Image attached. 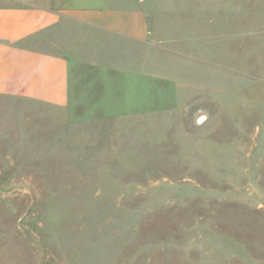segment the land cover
<instances>
[{"label": "rangeland", "instance_id": "obj_1", "mask_svg": "<svg viewBox=\"0 0 264 264\" xmlns=\"http://www.w3.org/2000/svg\"><path fill=\"white\" fill-rule=\"evenodd\" d=\"M85 4L68 105L0 97V264H264V0Z\"/></svg>", "mask_w": 264, "mask_h": 264}, {"label": "crops", "instance_id": "obj_2", "mask_svg": "<svg viewBox=\"0 0 264 264\" xmlns=\"http://www.w3.org/2000/svg\"><path fill=\"white\" fill-rule=\"evenodd\" d=\"M0 2V97L52 108L70 100L71 59L59 46L47 47L48 32L71 20V13L100 11L87 0ZM67 49V48H66Z\"/></svg>", "mask_w": 264, "mask_h": 264}]
</instances>
